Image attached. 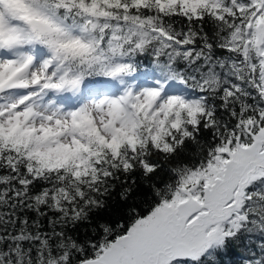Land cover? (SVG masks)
I'll list each match as a JSON object with an SVG mask.
<instances>
[{"label": "snow or ice", "instance_id": "6c2138e0", "mask_svg": "<svg viewBox=\"0 0 264 264\" xmlns=\"http://www.w3.org/2000/svg\"><path fill=\"white\" fill-rule=\"evenodd\" d=\"M264 264V0H0V264Z\"/></svg>", "mask_w": 264, "mask_h": 264}, {"label": "trees", "instance_id": "16d2710c", "mask_svg": "<svg viewBox=\"0 0 264 264\" xmlns=\"http://www.w3.org/2000/svg\"><path fill=\"white\" fill-rule=\"evenodd\" d=\"M238 257H236L234 255V253L232 252H229L227 255L224 256V264H228L229 261H232V260H235L237 259Z\"/></svg>", "mask_w": 264, "mask_h": 264}]
</instances>
